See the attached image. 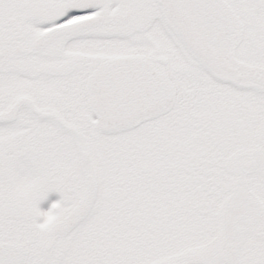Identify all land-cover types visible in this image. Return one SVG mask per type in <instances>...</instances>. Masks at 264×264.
<instances>
[{
  "label": "snow or ice",
  "instance_id": "snow-or-ice-1",
  "mask_svg": "<svg viewBox=\"0 0 264 264\" xmlns=\"http://www.w3.org/2000/svg\"><path fill=\"white\" fill-rule=\"evenodd\" d=\"M0 264H264V0H0Z\"/></svg>",
  "mask_w": 264,
  "mask_h": 264
},
{
  "label": "rangeland",
  "instance_id": "rangeland-1",
  "mask_svg": "<svg viewBox=\"0 0 264 264\" xmlns=\"http://www.w3.org/2000/svg\"><path fill=\"white\" fill-rule=\"evenodd\" d=\"M59 199V194L58 193H49L48 196L45 198V200L41 201L39 207L41 210L46 211L50 204L54 202L55 200Z\"/></svg>",
  "mask_w": 264,
  "mask_h": 264
}]
</instances>
